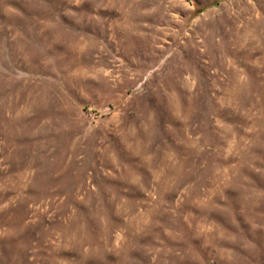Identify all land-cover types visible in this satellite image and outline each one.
I'll return each instance as SVG.
<instances>
[{"label": "rangeland", "instance_id": "374dc122", "mask_svg": "<svg viewBox=\"0 0 264 264\" xmlns=\"http://www.w3.org/2000/svg\"><path fill=\"white\" fill-rule=\"evenodd\" d=\"M0 264H264V0H0Z\"/></svg>", "mask_w": 264, "mask_h": 264}]
</instances>
